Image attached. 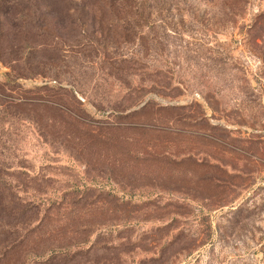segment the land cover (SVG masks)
Wrapping results in <instances>:
<instances>
[{
    "label": "rangeland",
    "instance_id": "374dc122",
    "mask_svg": "<svg viewBox=\"0 0 264 264\" xmlns=\"http://www.w3.org/2000/svg\"><path fill=\"white\" fill-rule=\"evenodd\" d=\"M0 264H264V0H0Z\"/></svg>",
    "mask_w": 264,
    "mask_h": 264
}]
</instances>
